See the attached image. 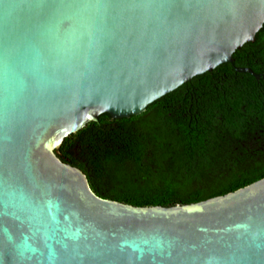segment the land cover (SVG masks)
<instances>
[{"label": "water", "instance_id": "95a60500", "mask_svg": "<svg viewBox=\"0 0 264 264\" xmlns=\"http://www.w3.org/2000/svg\"><path fill=\"white\" fill-rule=\"evenodd\" d=\"M264 0H0V264H264V177L138 206L99 196L57 155L231 63Z\"/></svg>", "mask_w": 264, "mask_h": 264}, {"label": "trees", "instance_id": "16d2710c", "mask_svg": "<svg viewBox=\"0 0 264 264\" xmlns=\"http://www.w3.org/2000/svg\"><path fill=\"white\" fill-rule=\"evenodd\" d=\"M233 57L264 72V25ZM57 155L81 168L99 196L133 205L225 194L264 177V78L220 64L141 114L101 113L65 137Z\"/></svg>", "mask_w": 264, "mask_h": 264}, {"label": "flooded vegetation", "instance_id": "af4514ba", "mask_svg": "<svg viewBox=\"0 0 264 264\" xmlns=\"http://www.w3.org/2000/svg\"><path fill=\"white\" fill-rule=\"evenodd\" d=\"M235 64V63H234ZM239 67H244V66H239ZM250 68V67H249ZM254 72H256V71H254ZM256 73H258V74H260V77L259 78H257V79H261L262 77L264 78V72H256ZM255 117H262V115L260 116V115H256Z\"/></svg>", "mask_w": 264, "mask_h": 264}]
</instances>
